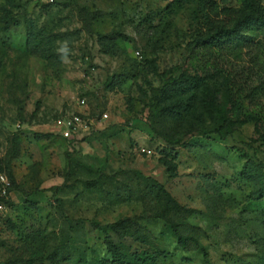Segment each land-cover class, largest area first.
I'll list each match as a JSON object with an SVG mask.
<instances>
[{"label": "rangeland", "instance_id": "rangeland-1", "mask_svg": "<svg viewBox=\"0 0 264 264\" xmlns=\"http://www.w3.org/2000/svg\"><path fill=\"white\" fill-rule=\"evenodd\" d=\"M222 8L244 0H0V264H100L92 223L123 218L150 264H264V47L212 46Z\"/></svg>", "mask_w": 264, "mask_h": 264}, {"label": "trees", "instance_id": "trees-1", "mask_svg": "<svg viewBox=\"0 0 264 264\" xmlns=\"http://www.w3.org/2000/svg\"><path fill=\"white\" fill-rule=\"evenodd\" d=\"M7 3L10 0H5ZM223 14L227 17L226 25L217 27L209 37L206 38L207 41L211 42L212 46L222 50L223 48L233 47L236 44H247L251 42L249 35L246 32H258L261 34L260 41L264 47V8L260 6L258 0H244V8L241 13L230 15L225 8L221 9ZM35 35V34H34ZM32 34L31 28L27 27L26 36L36 44L34 36ZM37 41V40H36ZM205 42V41H203ZM171 84L175 88H194L199 82L200 78L188 77L184 75H179L176 78H171ZM255 87L252 88V90ZM204 108L208 113H211V117L216 114V110L211 103V108L208 103V99L204 100ZM231 119L226 117H220V122L215 128L211 129L212 133H215L219 138L223 139L230 133ZM199 134L204 135L206 132L203 130H197ZM166 142L170 145H177L181 141L178 138L166 139ZM67 149L65 151V159L67 164L71 162V153L73 152V146L68 141ZM173 165L166 166V170L170 173L173 172ZM157 184V183H156ZM158 189L165 193L162 185H156ZM129 219L123 218L111 223L106 224H96L92 223L95 230L104 234L105 250L109 254V259L100 262V264H150L148 256L143 252L136 253H121L117 246L112 242L111 237L105 233L106 229L116 230L120 226L129 223ZM180 241H184L183 238H179Z\"/></svg>", "mask_w": 264, "mask_h": 264}, {"label": "built area", "instance_id": "built-area-1", "mask_svg": "<svg viewBox=\"0 0 264 264\" xmlns=\"http://www.w3.org/2000/svg\"><path fill=\"white\" fill-rule=\"evenodd\" d=\"M77 104L79 106H81V104H83V99H79L77 101ZM99 117L102 118V119H105L107 117L106 113L105 112H101L99 113ZM82 122L80 116L77 114V113H74L73 115H71L65 126H64V129L62 130V134L63 136H69L70 135V132H73V128H75L76 125L80 124ZM1 180L4 182V180L2 179V177L0 176ZM4 190H2L3 192Z\"/></svg>", "mask_w": 264, "mask_h": 264}]
</instances>
